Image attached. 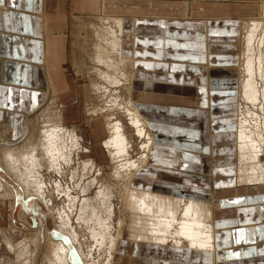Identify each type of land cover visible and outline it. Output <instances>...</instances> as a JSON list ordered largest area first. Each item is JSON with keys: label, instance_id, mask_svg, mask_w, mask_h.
<instances>
[{"label": "crops", "instance_id": "1", "mask_svg": "<svg viewBox=\"0 0 264 264\" xmlns=\"http://www.w3.org/2000/svg\"><path fill=\"white\" fill-rule=\"evenodd\" d=\"M99 11L122 18L121 53L132 65V96L155 137L149 172H140L137 186L175 192L178 184L186 187L185 196L219 202L216 261L264 264V185L236 186L232 121L242 23L264 16V0H0L2 138L21 135L25 116L43 107L52 84L65 123L79 121L88 87L66 69L71 22ZM131 33L133 40L125 38ZM118 249L117 264L213 261L125 241ZM131 255L139 261L131 262Z\"/></svg>", "mask_w": 264, "mask_h": 264}, {"label": "bare ground", "instance_id": "2", "mask_svg": "<svg viewBox=\"0 0 264 264\" xmlns=\"http://www.w3.org/2000/svg\"><path fill=\"white\" fill-rule=\"evenodd\" d=\"M92 20L80 28L79 49L84 52V45L91 44L94 67L90 83L100 105L87 108L86 115L91 118V125L98 118L104 120L102 133L105 138L99 144L106 151L112 167L108 177L115 183L101 178L104 168L89 156L92 153L90 146L81 147V138L74 130L68 131L65 127V116L58 106L57 84L51 85L52 100L47 108L31 113L34 116L40 112L41 124L37 128L36 139L31 138L34 137L33 130L30 138L18 148L3 146L0 166L7 171L10 169L16 176L25 199L39 200L52 212L56 232L67 237L84 264H116L122 256L118 248L124 241L131 245L160 248L163 252L183 249L204 258L213 257L211 264H219L215 259L219 256L214 228L215 213L220 210L217 201L203 202L185 196L186 187L178 184L174 186L177 192L154 189V185L150 189L138 188L136 179L140 172H149V157L156 143L155 137L132 96V65L121 53L124 41L120 30L122 18L99 11ZM125 38L133 40V33ZM240 43L243 71L239 68L237 114L232 119L235 123L236 186L259 189L264 185V119L260 130L256 122L257 114L242 107L249 105L257 113L258 105L264 113V16L242 23ZM112 95L116 100L113 109L121 111L119 116L102 106L104 98ZM104 111L107 113L104 114ZM120 116H124V120ZM92 118H95L94 121ZM250 120H255L253 129H249ZM133 138H136L135 145ZM135 146L137 149L134 152ZM80 152L89 158L80 161ZM44 170L48 176L54 177L53 182H45L44 178L48 177L43 174ZM91 175L93 178L90 180ZM85 179L88 180L83 183ZM93 189L95 191L91 194ZM3 190L4 194L9 192L8 186L0 180V193ZM113 191L117 192L116 196ZM4 196L10 197L9 194ZM259 215H264L262 208H259ZM32 222L36 227V221L32 219ZM84 231L88 234L84 235ZM185 246H189L190 250H186ZM95 249L100 258L96 262L93 258ZM68 255L65 243L52 240L49 264H70ZM129 257H132L133 263L140 259L132 255ZM161 259L167 262V257ZM187 264L192 263L188 261Z\"/></svg>", "mask_w": 264, "mask_h": 264}, {"label": "rangeland", "instance_id": "3", "mask_svg": "<svg viewBox=\"0 0 264 264\" xmlns=\"http://www.w3.org/2000/svg\"><path fill=\"white\" fill-rule=\"evenodd\" d=\"M95 16H97V15L87 17V18L86 17L75 18V19H73L74 20L73 25L71 22L70 33H71V38H73V49H72V56L70 57V63L68 62V64L66 65V69H67L68 73L70 75H72V78L74 81L75 80L77 81V79H78V82H80L79 83L80 85H82V83H84L87 85L88 88H87V92H86V100H84V103L82 106V117H80L78 122H69L68 121L69 119H66V123L64 125L68 129V131L74 130L76 135L81 138V144H83V145L80 144L81 147L88 148L90 146L92 153L89 156L91 158L94 157L96 160V163L99 164L102 168H104L103 177H101V178H104L105 181L110 180L114 184L115 181L111 177H108V176H110L112 167H111L110 162L108 160L107 153L103 149V147L99 144L100 141L103 138H105V135L102 133L104 120H103V118H98L94 121L95 118H92L94 122H92L93 124L91 125V121H90L91 118L86 115V109L87 108H89L91 106H94V107L99 106L100 103H99V99L97 98L96 93L93 91L91 83H90V80L93 79V77L90 73H91V69L94 67L93 63L91 61V50H90L91 44L84 45V49H85L84 52L79 49V45L81 42V38H80L81 29L80 28L91 23V22H93L92 19ZM257 18L261 19L260 16L252 18V19H257ZM73 29H74V34H73L74 37H72V30ZM240 46H241V43H240ZM86 49H88V50H86ZM73 52H75L76 55L73 54ZM239 68L240 69L242 68V71H243V64H242V59L240 56H239V61H238V70H239ZM82 81H84V82H82ZM121 89H124V88H121ZM121 89H118V91ZM237 92L239 93L238 83H237L236 93ZM114 96L115 95H112L111 97H107L106 99L104 98V104L102 106L105 110H110L111 113H117L119 116V115H121V111H119L117 109H113L114 108L113 104L116 101ZM51 100H52L51 90H49L48 91V97H47L43 107L41 109L39 108V111L40 112L44 111L43 109L47 108V106L51 103ZM118 101H120V99ZM241 105L243 106V104H241ZM245 107H246V110L249 109V111H250V109H251V111H250L251 113L257 114L258 119H256V122L258 121L257 124H258L259 129L261 130L262 126H263L264 113L261 111L260 106L257 105V113H256V111H253L254 109L249 105L243 106L242 109H245ZM39 111H38V114L40 113ZM259 112H261L262 114ZM106 113H107V111H104V114H106ZM38 114H35L34 116H33V114H32V116L30 114V116H29L30 118L28 116L27 117L25 116V121H24L23 127H22L23 132L16 139L7 140L6 138H2V136L5 135V133L1 134V131H0V134H1V137H0V154H1V152H3V149H2L3 146H10V147H13V149L21 146L22 143H24L27 139L30 138L31 132L33 130H34V135H33L34 137H31V138L36 139L37 133H38L37 128L41 124V121H39L40 119H39ZM120 118H122L124 120V116H122V117L120 116ZM253 122H255V120H250V122L248 124L249 129H253L252 126H255V124ZM88 124H90V125H88ZM8 128L10 130H12V128H13L12 124H10ZM4 131H5V129L2 132H4ZM18 133H20V132L18 131ZM132 141L134 143L133 145H135L136 144V138H133ZM94 149H97V150H95V152L99 153L98 157H97V154H95V152L93 151ZM133 149L135 152L137 147L135 146ZM79 154H80V156L78 158L80 161L81 160L83 161V160H86V158H89V156H87V157L83 156L81 152ZM74 155H75V153H74ZM74 155H73V158H74ZM133 156H134V154H133ZM72 161H73V159H72ZM74 161H73V163H74ZM228 162H229V160H228ZM235 162H236V159H235ZM235 162H234V164H235ZM107 166L109 167L110 170L107 168ZM4 169L2 166H0V180L3 181L6 186H8L9 192H7V193L10 195V197L6 198V196H4V195H8V194L7 193L4 194L3 193L4 190L1 191V193H0V264H49L48 257H49V255H51L52 240L53 241H61V242L65 243V245L69 249V255H68L69 260L68 261L70 262V264H84L80 255L75 250V248L71 245V243L67 239V237H65L61 234H58V232H56L55 220H54L53 216L51 215L52 212L47 210L45 208L44 204L39 200L34 201L33 199H25L24 198L25 197L24 190L20 186V183L16 180V176H13V173L10 169L8 171L4 170ZM43 174L44 175L46 174V177H48V179L44 178L46 180V181L44 180L45 182H49V183L53 182L52 179H54V177L52 178V176H48L47 172L45 170L43 171ZM55 178L58 179V177H55ZM66 178H65V180H66ZM92 178L93 177L91 175L90 180ZM87 180L85 179L83 181V183H86ZM73 181L75 182L76 180H73ZM113 184H111V185H113ZM12 186H13V188H12ZM148 187L149 188H147V189H150V186H148ZM138 188H140V187H138ZM94 189L91 190L92 191L91 194H93V192L95 191ZM116 193H117L116 191H113L114 196L117 195ZM55 196L56 195L54 194L53 197H55ZM8 199H10V200H8ZM59 202L60 201H58V203ZM218 204H219V202H218ZM32 219H34L36 221V227L34 226ZM83 234L86 235V234H88V232L84 231ZM83 239H85V238H83ZM89 251H91V250H89ZM94 251L95 252H93V254H94L93 258H94V261L96 262L100 258L98 257V255H99L97 253L98 251L96 249ZM132 256H135V255H132ZM117 262H116V264H117Z\"/></svg>", "mask_w": 264, "mask_h": 264}]
</instances>
